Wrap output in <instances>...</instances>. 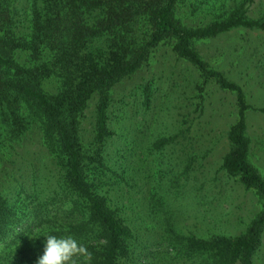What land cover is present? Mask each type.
Here are the masks:
<instances>
[{
	"label": "trees",
	"instance_id": "obj_1",
	"mask_svg": "<svg viewBox=\"0 0 264 264\" xmlns=\"http://www.w3.org/2000/svg\"><path fill=\"white\" fill-rule=\"evenodd\" d=\"M254 1L0 0V264H36L47 234L74 236L93 253L91 264L260 263L264 176L251 161L252 106L242 86L194 46L264 30V0L250 8ZM208 13L209 21L191 23ZM164 52L192 66L202 79L197 90L214 81L235 93L223 173L212 180L186 117L174 134L147 140L159 78L119 88L152 73ZM253 110L264 115V106ZM222 177L258 200L238 233L223 224L231 218H213L227 190L224 184L214 195ZM182 195L192 202L177 203ZM233 203L243 209L240 199ZM189 219L205 236L186 229Z\"/></svg>",
	"mask_w": 264,
	"mask_h": 264
},
{
	"label": "rangeland",
	"instance_id": "obj_2",
	"mask_svg": "<svg viewBox=\"0 0 264 264\" xmlns=\"http://www.w3.org/2000/svg\"><path fill=\"white\" fill-rule=\"evenodd\" d=\"M255 2L256 0L249 7L259 6L258 1ZM212 10L214 8H211L209 12ZM209 17L210 13L204 18L196 17L191 23L193 25L203 23L199 21L202 19V21H209L211 19ZM194 46L209 65L222 72L227 79L242 86L247 104L252 106L246 113L251 161L264 176V115L253 110L264 106V30L231 31L214 38L197 40ZM154 65L152 73L148 70L140 72L119 87L122 89L130 86L133 82L139 81L141 76L147 78L151 74L156 79H160L157 82L154 81L153 100L150 109L147 110V113L151 115L147 140L151 142L158 136L174 134L180 128L183 117H186L192 123V131H196L200 135V137L198 136L200 151L195 153L198 156L205 154L204 159L197 162V167L201 161L204 165L201 170L207 175L206 178H217L223 173L219 170L220 163L229 149L226 138L228 128L237 119L235 93L219 88L214 81H208L203 86L200 84L201 90H197L195 85L202 83V79L191 69V65L176 58L174 61L173 56L168 52L160 54L155 59ZM173 65L175 75L172 76L169 71L173 70ZM158 82H161V85ZM198 89H200L199 86ZM196 105L200 106L196 107ZM180 168L176 167V174ZM194 173L193 171L191 174ZM206 181L209 180L206 179ZM224 184L227 186V190L224 196L220 195V199H218L221 200L220 206L213 208L216 213L213 218L217 221L231 218L232 221L228 224L226 221L223 224L229 229L228 231L232 230L234 233H238L245 229L249 220L259 210L258 200L252 191L245 190L239 183L232 179H226V177L216 180L214 195H218L217 190ZM182 196L184 197V195ZM235 198L240 199L243 209L234 211L233 201ZM188 199L189 197H184L177 203L192 202ZM195 208L197 207L194 203L191 204V207L187 206L189 210H186V213L189 215ZM185 225L186 229L194 230L197 234L205 236L203 228H201L202 225L196 221L186 220ZM262 243L259 264H264V237Z\"/></svg>",
	"mask_w": 264,
	"mask_h": 264
},
{
	"label": "clouds",
	"instance_id": "obj_3",
	"mask_svg": "<svg viewBox=\"0 0 264 264\" xmlns=\"http://www.w3.org/2000/svg\"><path fill=\"white\" fill-rule=\"evenodd\" d=\"M43 255L36 264H91L93 253L74 236L47 234Z\"/></svg>",
	"mask_w": 264,
	"mask_h": 264
}]
</instances>
